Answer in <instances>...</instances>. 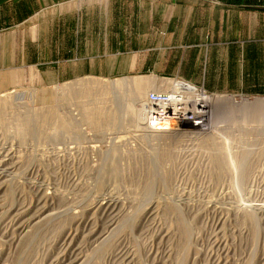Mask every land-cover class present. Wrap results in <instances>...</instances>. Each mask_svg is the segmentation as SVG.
Wrapping results in <instances>:
<instances>
[{"label":"rangeland","instance_id":"374dc122","mask_svg":"<svg viewBox=\"0 0 264 264\" xmlns=\"http://www.w3.org/2000/svg\"><path fill=\"white\" fill-rule=\"evenodd\" d=\"M25 75L0 93V264H264L263 87L206 90L207 132H161L148 93L203 87Z\"/></svg>","mask_w":264,"mask_h":264},{"label":"crops","instance_id":"0c3cea01","mask_svg":"<svg viewBox=\"0 0 264 264\" xmlns=\"http://www.w3.org/2000/svg\"><path fill=\"white\" fill-rule=\"evenodd\" d=\"M29 72L43 87L134 76L261 90L264 0H0V93Z\"/></svg>","mask_w":264,"mask_h":264},{"label":"built area","instance_id":"2783aa9c","mask_svg":"<svg viewBox=\"0 0 264 264\" xmlns=\"http://www.w3.org/2000/svg\"><path fill=\"white\" fill-rule=\"evenodd\" d=\"M177 82L182 86L168 93H148L145 115L148 126L154 129L159 124L170 122L178 127L207 132L211 126L212 95L203 88Z\"/></svg>","mask_w":264,"mask_h":264},{"label":"bare ground","instance_id":"6f19581e","mask_svg":"<svg viewBox=\"0 0 264 264\" xmlns=\"http://www.w3.org/2000/svg\"><path fill=\"white\" fill-rule=\"evenodd\" d=\"M125 83H126V81H119V83L117 84V85H119L118 86V89H123L124 88V85H125ZM182 86V84L181 83H178V82H176V85L173 87V88H180ZM137 87H140V85L138 86L137 85ZM64 91V93L66 92L67 94H70V96H77V98L79 97V96H81V95H83L84 93H86V92H84V93H82L83 91H80V92H78V91H75L74 89H72V87L71 88H66L65 90H63ZM86 91V90H85ZM107 91V90H106ZM90 92V91H89ZM108 92V91H107ZM63 93V92H62ZM103 93V92H102ZM64 95V94H63ZM104 95V94H103ZM66 96V95H65ZM83 96H85V95H83ZM77 98L75 99V100H77ZM81 98H82V96H81ZM106 98V97H105ZM85 99H87V97L86 98H84V100ZM219 99V98H218ZM218 99H216V100H214V105L215 104H218ZM83 101V100H82ZM2 102H4V103H8V101H2ZM225 103V102H224ZM81 104V103H80ZM83 105V104H82ZM253 107L251 106V108H264V101H257V102H254L253 104ZM83 107V106H82ZM89 110V109H88ZM87 114H86V119H87V121L90 123V124H92L93 126H98L100 123V121H101V119H97V117H94V115H93V113H92V111L91 110H89L88 112H87V110L85 111ZM260 112H262V110H260ZM98 114H99V112H98ZM103 114V113H102ZM233 114H234V112H233ZM244 114V113H243ZM253 114H254V112H253ZM260 114V113H259ZM232 115V114H231ZM247 115V114H246ZM264 115V114H263ZM99 116V115H98ZM252 116V115H251ZM254 116V115H253ZM260 116V115H259ZM262 116V115H261ZM101 117V116H100ZM234 117V116H233ZM249 117H250V114H249ZM229 118V117H228ZM254 118V117H253ZM62 119V118H61ZM260 119H263V118H261L260 117ZM228 120V119H227ZM62 121V124H66V122L64 121V120H61ZM233 121V120H232ZM102 122V121H101ZM104 122V121H103ZM107 122V121H106ZM234 122V121H233ZM104 124H106V123H104ZM111 124V123H110ZM215 124V123H214ZM172 125H173V123H170V122H166V123H162V124H159L156 128H154L153 130L154 131H161V132H165V131H169V130H171L172 129ZM103 126V125H102ZM214 126V125H213ZM149 127V126H148ZM150 130V129H149Z\"/></svg>","mask_w":264,"mask_h":264}]
</instances>
